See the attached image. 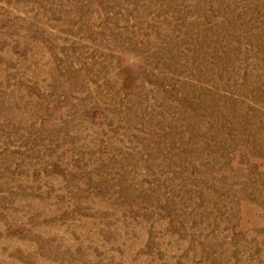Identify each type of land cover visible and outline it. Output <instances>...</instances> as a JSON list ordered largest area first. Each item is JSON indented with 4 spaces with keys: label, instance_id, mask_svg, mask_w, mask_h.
<instances>
[{
    "label": "rangeland",
    "instance_id": "rangeland-1",
    "mask_svg": "<svg viewBox=\"0 0 264 264\" xmlns=\"http://www.w3.org/2000/svg\"><path fill=\"white\" fill-rule=\"evenodd\" d=\"M0 264H264V0H0Z\"/></svg>",
    "mask_w": 264,
    "mask_h": 264
}]
</instances>
